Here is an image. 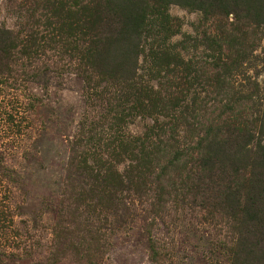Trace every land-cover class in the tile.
<instances>
[{"label": "rangeland", "instance_id": "374dc122", "mask_svg": "<svg viewBox=\"0 0 264 264\" xmlns=\"http://www.w3.org/2000/svg\"><path fill=\"white\" fill-rule=\"evenodd\" d=\"M177 91L192 111L163 116ZM155 119L141 181L87 191L78 163ZM262 155L264 0H0V264H264Z\"/></svg>", "mask_w": 264, "mask_h": 264}, {"label": "trees", "instance_id": "16d2710c", "mask_svg": "<svg viewBox=\"0 0 264 264\" xmlns=\"http://www.w3.org/2000/svg\"><path fill=\"white\" fill-rule=\"evenodd\" d=\"M78 10L80 16L77 19L74 31L76 32L75 34L77 43H80V45H84L85 42L82 40L83 35L86 34L85 22H87V19L90 18V16H88L89 14H91L92 16L94 15L95 7L94 5H92L91 7L83 5L80 6ZM29 44L34 45L35 42H30V40L27 38L21 39L18 42V46H21V49L23 50L30 48ZM167 55L170 56L171 62L174 65H180L183 63L181 62V60H177L176 58H174L171 53L167 54L166 52H164V56ZM132 76L130 77V80L132 82V85L135 86ZM138 88L143 94L148 95V93L150 92L147 86ZM154 94L155 92L150 93V95ZM151 98L153 97L148 98L147 102L145 103H139L136 101L133 105H131V108L136 109L137 111L150 110V107L154 105L153 103H151ZM170 98L171 99L168 101V105L171 106V108L168 109V112L163 116H170L174 118L176 117L177 112L186 110L188 107L192 111L193 101L189 102L190 104H188L186 94L177 91ZM155 113L159 114V112ZM158 125L161 126L158 123V120L155 119L153 123L147 126L146 130L143 132V135L140 137L133 136L132 138H126L123 140L122 135L116 134L113 136V138L109 139V142H107L108 146H111V148L106 152L105 157L93 156L91 158V163H88L86 159L81 160V163H78L79 174L83 173L88 179L89 188L87 191L94 193L97 198L105 196H108L109 198V196L115 194L117 191L121 192L122 190H126L131 187V185L140 182L142 174L146 166L149 164L148 160H150L151 155L155 153V147H151V145L153 144V142H151V137L152 135H157V130L160 129ZM224 141L225 140L223 138L217 139L215 137H212L208 141H206V143L201 147L202 152L198 160L199 164L201 166H204L207 170H210L214 164L220 165L221 160L218 158L217 153L223 152L224 147H226V149L231 147L230 145H226ZM120 156L124 157V159L128 161L126 164V169L123 173H120L119 170L115 167L116 162H118L117 158ZM258 160L259 166L261 168V173L258 174V177L260 181L264 182V155L258 156ZM237 163H241V160L239 158L237 159ZM229 166H231L232 171H235L232 173V175L236 179L242 177L241 174L236 173L237 164L234 165L233 163H230ZM209 177H211L210 173L207 178ZM252 182L258 183V178L252 180ZM84 192L85 190L79 195H83Z\"/></svg>", "mask_w": 264, "mask_h": 264}]
</instances>
